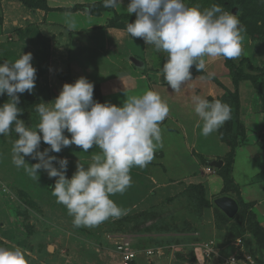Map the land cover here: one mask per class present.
Masks as SVG:
<instances>
[{
	"label": "rangeland",
	"instance_id": "rangeland-1",
	"mask_svg": "<svg viewBox=\"0 0 264 264\" xmlns=\"http://www.w3.org/2000/svg\"><path fill=\"white\" fill-rule=\"evenodd\" d=\"M26 1L0 0V19L4 13L19 15L22 11V19L25 18L26 26L21 30L25 38L30 31H35L33 27L36 26V23L29 24L31 21L25 16L27 10L35 12V9L25 6L23 2ZM47 1L45 0L46 3ZM185 3L189 7L195 6L201 10L219 4L225 11L235 14L246 31L242 33L241 56L230 61L244 74L253 75L249 66L264 71V0H185ZM123 5L121 3V6ZM106 12L110 15L109 25L118 29L126 28L127 23L134 22L136 18L135 14H127L125 17L119 15V8H110ZM124 19L126 20L123 21ZM15 37L17 38L16 35ZM133 40L132 43L135 45L133 47L137 50H132L133 56L130 59L128 55L121 56L122 52L108 60L98 53L80 50L81 57L86 61L89 58L94 60L91 63H84L94 72L91 74L94 78H87L94 84L93 99L100 103L122 106L129 97V93L122 92L124 89L130 92V96L142 95L146 90L158 92L170 107L169 115L179 122L182 119L189 137L192 135L198 137L196 145L201 152H205V156L208 153L213 155L208 161L193 153L201 167L198 175L204 177L209 189L204 200L203 193L187 187L180 194H174L163 201L159 202L160 199H156L151 208L144 210L147 208L145 205L147 202H153L137 204L139 198L129 187L123 194L111 196L118 206L126 210V215L119 219L110 218L94 228H76L66 207L58 204L56 197L52 195L55 178H49L47 172L41 169L38 180L33 179L23 168L18 169L12 163V146L18 134L11 133L8 136H0V247L20 249L27 264H119L114 242L119 238L128 237L138 249H158L163 254L160 258L150 259L141 254L135 264H223L222 256L233 252L230 244L236 239H241L256 264H264V212L260 213L259 209L253 208L256 203L246 205L239 195L233 193L235 189L229 179L231 148H226L224 152L225 146L221 145L224 144L222 138H229L235 144L232 150V154H235L232 177L239 187L247 189L251 182L264 177L263 161L251 157L250 153L239 151L251 138H255L256 142L264 141L262 127L259 129L255 127L259 124L264 126V122L260 114V104L254 97L251 85L248 82H240L235 89L228 74L229 60L222 57H206V68L197 72L193 66L191 69L193 79L186 82L179 92H172L163 82V77L160 79V68L166 61V53H157L152 46L145 45L141 38ZM85 71H89L88 68H85ZM40 72L43 73L37 69V79L42 78L38 77ZM77 79L74 77V80H70L64 75H58L56 80H46L47 82L36 80L31 94L25 92L20 95L18 107L23 112L18 118L22 119L26 126L34 128L39 122L36 105L40 102L54 101L61 91V83L73 84ZM101 80L103 82H100ZM118 85L120 93L116 89ZM190 96H200L209 101L220 100L230 107L234 115L231 113V118L226 124L206 137L201 134L203 121L195 114ZM8 99L7 95L0 96V105L6 103ZM235 115L240 125L244 122V130L234 129L232 118H235ZM255 117L259 124L253 123ZM172 121L167 117L161 123L163 138L175 133ZM252 124L255 128L253 135L248 132L249 129H245ZM220 131L223 136L220 135ZM65 135L70 138L66 131ZM174 135L175 138L179 137V133ZM48 147L50 146L42 141L40 151ZM165 149L169 151L167 155L171 156V148L166 145ZM100 151L94 146L84 153L81 148L71 145L59 153L49 154L67 158L66 175L70 179L79 161L87 166L92 162V156L100 154ZM164 155V149H157L154 159L146 167L131 169V177L141 173L146 174L144 178L147 180L148 176L159 177L168 169L172 174V164L166 163L165 167L160 163ZM25 160L29 165L38 162L31 157H25ZM212 161L222 162L224 190L235 195L233 199L239 204V210L232 219L227 218L213 203L221 189L217 177L221 168L212 167ZM54 166L59 167L55 162ZM207 168L211 169L210 173L206 171ZM205 242H213L214 246L220 249V254L214 258L203 259L199 247Z\"/></svg>",
	"mask_w": 264,
	"mask_h": 264
},
{
	"label": "clouds",
	"instance_id": "clouds-1",
	"mask_svg": "<svg viewBox=\"0 0 264 264\" xmlns=\"http://www.w3.org/2000/svg\"><path fill=\"white\" fill-rule=\"evenodd\" d=\"M121 3L103 0L105 8H118ZM126 11L136 17L126 25L129 37L141 38L157 53H166L160 79L163 77L172 92H179L193 79V66L197 72L206 68V57L235 60L242 54L246 29L235 14L219 4L201 10L187 6L185 0H130ZM66 24L69 30L76 27L74 20ZM32 60L28 52L0 63V96L9 98L0 105V136L18 134L12 146V163L33 179L38 180L41 169L55 178L52 195L66 207L76 228H94L126 215L111 196L131 187V169L146 167L162 147L161 123L170 112L168 103L154 90L128 97L122 106L100 103L93 99L94 84L80 77L74 84L65 83L54 101L37 104L39 122L34 128L26 126L18 118L23 112L18 104L21 94H31L35 88L37 70ZM192 101L195 114L203 121L201 134L206 137L231 118L230 107L220 100L193 96ZM42 141L50 147L40 151ZM71 145L84 153L94 146L101 151L87 166L79 161L69 179L67 158L49 153H59ZM25 157L38 162L29 165ZM0 264L27 261L20 249L0 247Z\"/></svg>",
	"mask_w": 264,
	"mask_h": 264
},
{
	"label": "crops",
	"instance_id": "crops-1",
	"mask_svg": "<svg viewBox=\"0 0 264 264\" xmlns=\"http://www.w3.org/2000/svg\"><path fill=\"white\" fill-rule=\"evenodd\" d=\"M99 1L101 0H48L47 10H35V12H29V10H27L25 16L31 21L29 24L36 23V26L33 27L35 31L32 30L33 32H31L29 30L30 33L26 38L22 35L21 30L22 27L26 26V23H24L25 18L23 17L22 19V11L19 15L10 12L4 13L0 19V63H3L4 60L10 62L14 61L19 58L21 53L31 52L33 55L32 62L35 63L33 66L36 70L40 69V71H43V73L40 72L38 75V77H42L40 79H37L38 73L36 71V80H45V82H47L46 80H56L58 75H64L70 80H74V77L78 79L80 77L94 78L91 75L94 72L89 69V65L84 64L85 62L91 63L94 60L89 58L86 61L85 58L81 57L80 50H86L93 54L98 53L104 59L107 58L108 60L109 58H115L117 53L122 52L121 56L128 55V58L130 59L133 56L132 50H137V48L133 47L135 46L132 43L134 40L129 37L126 28L118 29L109 25V13L102 12L99 15L92 16L80 11H71L76 5L93 4ZM122 3L124 4V7H118L120 9L119 15L125 17L128 14L126 9L129 0H122ZM68 20L75 21L76 27L74 29H68L66 24V21ZM125 20L126 19L123 21ZM85 68H88L89 71H85ZM79 69L82 71H79ZM100 82L103 81L101 80ZM62 87L63 85L61 83L60 89H62ZM116 89H119V85ZM131 90L132 88H130V91ZM54 91L57 93L56 90ZM118 92L120 93L121 90H118ZM122 92L129 93V97H131L130 92H128L127 89L126 91L124 89ZM190 99L192 100L191 96ZM167 117L168 119L173 120V132L176 130L175 133H179V137L175 138V133L172 135H166V138L162 137V147H159L158 149H164L165 155L160 159V163L163 165L166 163L170 165L172 164V174L167 168L168 171L165 170V173L163 172L159 177H153L150 175L146 180L144 178L146 174L141 173H136V175H133L132 177L133 184H131L130 189L131 192L139 198L136 203H145L147 201L153 202H147L145 204L147 208L144 210L151 208L154 201L160 199V202L169 197H173L174 194L178 195V193L180 194L185 188L190 186H202L205 193L209 190L205 184L204 177L198 175L201 167L198 164L195 155L201 156L204 160L207 159L208 161L210 156L213 155H208V153L207 156L209 157H207L205 156V152H201L196 145L198 137H195L194 135L189 137V135H187V129L182 123V119L179 122L169 114ZM186 119L187 117L185 120ZM185 120L183 122H185ZM256 122L259 124V120L255 117V122L253 123ZM197 123L199 122L197 121ZM261 125L262 124H259L255 127L258 129L259 127H262L261 130L264 131V126ZM246 127L245 129H249L248 132H251V135H253L255 129L253 128V124ZM166 145L172 150L171 156H168L169 151H166ZM221 145L225 146L223 147L225 148L224 152H226V148L228 149L229 147L226 144ZM239 151H244L247 154L250 153L251 157L258 159L259 161L261 160L264 163V155L258 148L255 138L249 139L246 145ZM145 171L148 170L145 169ZM232 174L233 164L231 177ZM217 177L220 180L221 185L217 197L222 195L234 198L233 196L236 194L231 195L223 193V181L220 176ZM232 179L243 203H256L253 208L259 209L260 213L264 212V177L251 182L247 189L239 187L235 179L233 177ZM168 192L170 193L161 196ZM158 194L159 196H157Z\"/></svg>",
	"mask_w": 264,
	"mask_h": 264
},
{
	"label": "trees",
	"instance_id": "trees-1",
	"mask_svg": "<svg viewBox=\"0 0 264 264\" xmlns=\"http://www.w3.org/2000/svg\"><path fill=\"white\" fill-rule=\"evenodd\" d=\"M23 3L29 9H35V10H47L48 9L47 8V3L45 2V0H32V2H31V0H27L26 2H23ZM108 10H110V8H105L104 7L103 0H101L99 2H95L93 4L76 5V6H74L71 9V11H73V12L80 11V12H84V13L92 15V16L99 15L100 13L106 12ZM120 28L124 29L125 27H120ZM249 70L250 71L252 70V74L253 75L244 74V72L242 70H240L239 67L236 68V66L230 60L228 61V74H229V76L232 79V83L234 85V88L236 89L237 85L240 82H248L251 85L252 91L254 93V97L256 98L258 103L260 104L259 105L260 114L262 115V119H263V122H264V71L259 70V69H254V68H252L250 66H249ZM236 108H237L236 111L238 113L239 107L237 106ZM231 113H232V115H234L232 111H231ZM235 118H232V123H233L234 129L239 128L240 130H244L243 124L240 125L239 121L237 120L236 115H235ZM237 121H238V123H237ZM226 123H227V121L225 122V124ZM219 133H220L221 136H223L221 131ZM222 139H223L224 144H226L228 147L231 148L229 154H231L232 160H231L230 169H229L230 170L229 171V179H230V182H231V185H232L233 189H235L233 191V193L238 195V189L235 186V184L233 182V179L231 177V169H232V164H233V159H234V154H232V150L235 148V144L229 138H222ZM257 146H258V148L261 150V152L264 155V141L263 142H257ZM222 170H223V168H221L219 170V176L221 177V179L223 181V186H224L223 192H225V190H224L225 189V183H224V180H223V177H222V174H221ZM190 188L197 189L201 193H203V200H204V197H205L206 193H205V190L203 189L202 186H198V185L195 186L194 185V186H190ZM246 205H248V204H246ZM238 206H239V204H238Z\"/></svg>",
	"mask_w": 264,
	"mask_h": 264
},
{
	"label": "built area",
	"instance_id": "built-area-1",
	"mask_svg": "<svg viewBox=\"0 0 264 264\" xmlns=\"http://www.w3.org/2000/svg\"><path fill=\"white\" fill-rule=\"evenodd\" d=\"M208 173L211 172L207 168ZM116 253L119 257V264H135L141 254L146 258H160L163 254L158 249L145 248L138 249L134 246L132 239L128 237L119 238L114 242ZM230 246L233 252L227 256H222L223 264H256L254 258L247 252L245 243L241 239H236ZM201 255L203 259L214 258L220 254V249L214 246L213 242H205L200 245Z\"/></svg>",
	"mask_w": 264,
	"mask_h": 264
},
{
	"label": "water",
	"instance_id": "water-1",
	"mask_svg": "<svg viewBox=\"0 0 264 264\" xmlns=\"http://www.w3.org/2000/svg\"><path fill=\"white\" fill-rule=\"evenodd\" d=\"M211 166L214 168H221L222 162L212 161ZM213 203L229 219H232L239 210L236 200L228 196L218 197L213 201Z\"/></svg>",
	"mask_w": 264,
	"mask_h": 264
}]
</instances>
